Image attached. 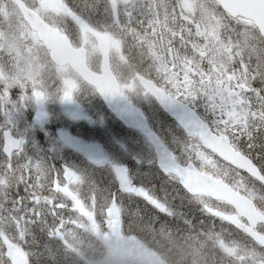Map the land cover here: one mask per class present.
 I'll return each instance as SVG.
<instances>
[{
	"label": "snow or ice",
	"instance_id": "1",
	"mask_svg": "<svg viewBox=\"0 0 264 264\" xmlns=\"http://www.w3.org/2000/svg\"><path fill=\"white\" fill-rule=\"evenodd\" d=\"M125 221L264 264V0H0V264L147 257Z\"/></svg>",
	"mask_w": 264,
	"mask_h": 264
},
{
	"label": "trees",
	"instance_id": "2",
	"mask_svg": "<svg viewBox=\"0 0 264 264\" xmlns=\"http://www.w3.org/2000/svg\"><path fill=\"white\" fill-rule=\"evenodd\" d=\"M162 179H163V177H161L160 179H156L155 183L157 185H159ZM104 183H107V179L104 180ZM178 202L179 201H177V203ZM125 224H126V225H124L125 235H130V236H134L136 238L145 239L152 244L151 245L149 243L152 247L163 248L164 250H162V251L166 255H168V257H170L169 245L171 243H173L176 240V238L180 239L181 240L180 244L182 246H184V248H186V251H187L188 255L190 256V259L184 260V259L179 258L178 256H177V258H174L171 256L173 258L175 264H189V262L191 261V255H193L192 254L193 251L192 252L189 251V246L190 245L192 246L191 240H194L195 237H198L200 239L199 248H200V252H201V257H200L201 259L196 257L197 259H195V260L198 261L199 264H219V263H217L218 257L215 253L217 251L215 249L213 250L211 247L212 245L206 242V240L207 241L209 240L206 235H205L206 237L204 238V235H197L195 232L189 231V230L181 231V232H177L175 230H170L171 234H169L168 232L162 233L158 230L151 229L150 227L146 226L143 223L133 222V221H125ZM91 238H93V240L95 242V239H94L95 237L91 236ZM171 238L174 240H172ZM205 244H207V245H205ZM203 245H205L204 251H206V253L202 252V250H201ZM92 246L96 247V242ZM210 248H211V252H210V255H208ZM98 249H99V253L101 255L102 254V247L98 246V247H96L95 250L98 251ZM191 250H192V248H191Z\"/></svg>",
	"mask_w": 264,
	"mask_h": 264
},
{
	"label": "rangeland",
	"instance_id": "3",
	"mask_svg": "<svg viewBox=\"0 0 264 264\" xmlns=\"http://www.w3.org/2000/svg\"><path fill=\"white\" fill-rule=\"evenodd\" d=\"M80 237H81V242H82V247L87 248V256L90 259V261H92L93 264H104V260H105V256H106V251H104V257H98L97 253L99 251H96L95 247H93L92 245L95 244L94 240L91 238V235L87 234V233H80ZM98 240V239H97ZM102 245L104 244L103 241L98 240ZM140 244V243H139ZM142 245V244H140ZM97 247V246H96ZM143 248H145L144 246H142ZM106 248V247H105ZM150 251V250H149ZM150 253V252H149ZM126 264H143V262L141 261L140 258H136V259H132L126 262ZM155 264H164L161 261H159L158 259H155Z\"/></svg>",
	"mask_w": 264,
	"mask_h": 264
},
{
	"label": "bare ground",
	"instance_id": "4",
	"mask_svg": "<svg viewBox=\"0 0 264 264\" xmlns=\"http://www.w3.org/2000/svg\"><path fill=\"white\" fill-rule=\"evenodd\" d=\"M212 241L213 240H210V242H212ZM180 243H181V240L176 238V240L169 245V254L174 258H177V256H178L181 259L189 260L190 256L188 255L186 248H184V246H182ZM189 251L192 252L191 246H189ZM196 263L197 262H196L194 256L191 255V261L189 262V264H196Z\"/></svg>",
	"mask_w": 264,
	"mask_h": 264
}]
</instances>
